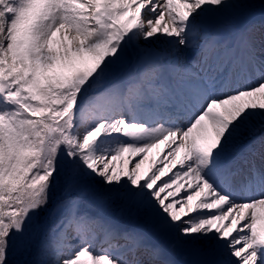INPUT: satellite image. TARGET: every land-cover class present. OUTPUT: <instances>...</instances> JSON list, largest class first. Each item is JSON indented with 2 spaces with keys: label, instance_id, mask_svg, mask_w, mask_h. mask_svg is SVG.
I'll list each match as a JSON object with an SVG mask.
<instances>
[{
  "label": "snow or ice",
  "instance_id": "6c2138e0",
  "mask_svg": "<svg viewBox=\"0 0 264 264\" xmlns=\"http://www.w3.org/2000/svg\"><path fill=\"white\" fill-rule=\"evenodd\" d=\"M0 264H264V0H0Z\"/></svg>",
  "mask_w": 264,
  "mask_h": 264
},
{
  "label": "rangeland",
  "instance_id": "374dc122",
  "mask_svg": "<svg viewBox=\"0 0 264 264\" xmlns=\"http://www.w3.org/2000/svg\"><path fill=\"white\" fill-rule=\"evenodd\" d=\"M253 22L254 23H256L257 25H259V22H261V15H260V12H259V10H257V12H256V14H255V16H254V18H253ZM161 48L163 47V46H160ZM127 155L128 154H125V158H127ZM148 155V159H146V160H150V159H152L153 157H154V154H152L151 153V151L147 154ZM145 161V160H144ZM117 165H120V164H122V161H117V162H115ZM258 163V162H257ZM148 165L149 164H147V161H145V164H144V162H143V164L141 165V169H140V171L143 173V172H145L147 169H148ZM97 247H99V246H97Z\"/></svg>",
  "mask_w": 264,
  "mask_h": 264
}]
</instances>
